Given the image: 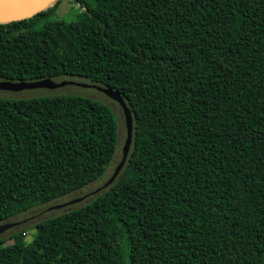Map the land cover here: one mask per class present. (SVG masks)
<instances>
[{"label":"trees","instance_id":"1","mask_svg":"<svg viewBox=\"0 0 264 264\" xmlns=\"http://www.w3.org/2000/svg\"><path fill=\"white\" fill-rule=\"evenodd\" d=\"M72 1L83 33L60 0L0 24V81L118 91L130 150L0 264H264V0ZM116 142L103 102L0 97V226L100 180Z\"/></svg>","mask_w":264,"mask_h":264},{"label":"rangeland","instance_id":"2","mask_svg":"<svg viewBox=\"0 0 264 264\" xmlns=\"http://www.w3.org/2000/svg\"><path fill=\"white\" fill-rule=\"evenodd\" d=\"M77 12H78V8L72 0H60V5L56 13L62 19L66 20L67 22L72 23V25H74L80 33H83L84 28L76 17ZM67 80H75L77 82L87 84L85 82H82V80L80 79L77 80L75 78H67ZM58 93L70 94V95H80L83 97H87L93 100L103 102L104 104H106L107 106L111 108L113 113L116 115V121H117L116 151L113 156L111 165L109 166V168L107 169V171L105 172V174L100 180L84 187L82 190L72 195L56 200L54 202H51L49 204L34 207L27 212L21 213L9 219L7 223H10L13 225L9 227L7 230L0 233V242H1L0 247L11 244L12 240L10 239V235L18 230H25L26 241L27 242L31 241L36 233L35 226L41 220L56 216L68 210L69 208L74 207L76 204H74L73 206L63 207V208H56V206H59L63 203L71 201L72 199L80 198L83 196L86 199H90L91 196L93 197L95 191L103 189L102 186L104 185V182L108 180L111 172L113 171L115 167L114 165H116L120 159L121 149H122L123 141L125 138V127H124V119H123L122 111L117 103L109 99L106 95L102 94L101 92L93 88H82V87H78L75 85H67L62 88L53 89V90L43 89V88L28 89V90H22L19 92L0 90V97L16 99V98L43 96V95L58 94Z\"/></svg>","mask_w":264,"mask_h":264},{"label":"water","instance_id":"3","mask_svg":"<svg viewBox=\"0 0 264 264\" xmlns=\"http://www.w3.org/2000/svg\"><path fill=\"white\" fill-rule=\"evenodd\" d=\"M56 0H17L15 2L0 4V24L20 21L26 18H30L40 11L46 9L50 4L54 3ZM67 85H76L82 88H93L102 94L106 95L109 99L113 100L119 105L122 111L124 126H125V138L123 141L121 156L113 169V172L109 176L108 180L104 183L102 188H107L110 186L116 178L120 175L121 170L126 162L130 145L132 142V114L125 103L121 94L107 87H100L94 84H83L81 82H75L72 80H61L55 81L52 79H43L36 81H0V90L18 92L28 89H59ZM81 200V198L71 200L69 202L63 203L56 208L66 207L72 205ZM13 224L7 223L0 226V233L7 230Z\"/></svg>","mask_w":264,"mask_h":264},{"label":"bare ground","instance_id":"4","mask_svg":"<svg viewBox=\"0 0 264 264\" xmlns=\"http://www.w3.org/2000/svg\"><path fill=\"white\" fill-rule=\"evenodd\" d=\"M17 0H0V4H7V3H11V2H15Z\"/></svg>","mask_w":264,"mask_h":264}]
</instances>
